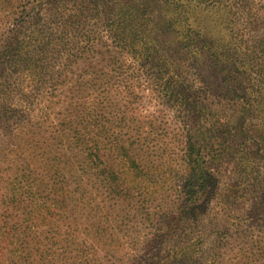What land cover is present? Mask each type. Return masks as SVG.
<instances>
[{
	"label": "trees",
	"instance_id": "16d2710c",
	"mask_svg": "<svg viewBox=\"0 0 264 264\" xmlns=\"http://www.w3.org/2000/svg\"><path fill=\"white\" fill-rule=\"evenodd\" d=\"M127 13L130 18L147 21L148 38L153 27L163 35L153 46L126 52L146 69L183 130L184 194L178 214L169 224L179 232L183 225L190 226L201 217L196 205L201 209L207 199L204 191L226 169L222 166H231L238 183L239 189L231 187L233 193L242 191L245 195L254 190L253 184L262 171L245 154L252 157L258 150L264 156V67L259 65L260 55L244 45L243 34L231 25L230 11L223 0H130ZM77 22L75 16L65 21L57 47L70 46V29ZM120 24L114 19L116 28ZM170 34L176 40L174 50L163 44ZM25 44L28 48L22 51ZM41 44L47 41L39 32L30 35V41L16 39L14 54L26 56L15 62L16 67L0 73L4 78L11 69L19 76L30 70L32 78H38V84L29 86L0 84V132L16 128L19 133L14 135H19L25 145L30 141L27 156L26 150L10 156L7 147L0 148V264H60L74 251L73 256L91 264L98 249L99 231L77 225V208L85 196L92 198V178L98 170L109 179L117 173L104 159L107 149L101 148L93 121L90 115H82L79 101L31 99L32 91L47 87L41 80L49 72V63L34 59L43 56ZM88 56L87 51L79 55L69 48L68 71L80 59L89 60ZM185 63L195 69L200 82L196 88L182 76ZM52 86L49 88L55 90ZM23 88L30 94L22 93ZM60 102V112L54 114ZM29 110L30 119L26 114ZM52 116H56V122ZM27 127L30 137L25 138ZM124 145L118 149L121 155L135 162ZM88 190L91 195L86 194ZM17 246L22 252L18 251L16 263L13 254ZM70 247L73 249L69 251ZM110 250L109 245L103 247L105 254ZM162 264L202 262L193 246L181 247L177 255Z\"/></svg>",
	"mask_w": 264,
	"mask_h": 264
},
{
	"label": "rangeland",
	"instance_id": "374dc122",
	"mask_svg": "<svg viewBox=\"0 0 264 264\" xmlns=\"http://www.w3.org/2000/svg\"><path fill=\"white\" fill-rule=\"evenodd\" d=\"M223 2L230 11L231 25L243 34L244 45L260 55L259 65L263 68L264 0ZM129 3L130 0H0V73L16 67L15 62L26 56L14 54L16 39L30 41V35L36 32L44 36L47 44L40 45L43 56L34 59L49 63V72L41 80L47 87L32 91L31 99L79 101L82 115H90L93 121L101 148L107 149L104 159L117 173L109 179L98 170L92 178V198L83 199L86 209L83 203L77 208V225L99 231L98 249L91 264H162L177 255L181 247L193 246L202 264H264V156L258 150L252 157L245 154L262 171L253 184L254 190L245 195L242 191L233 193L231 187L236 190L238 183L231 166L224 165L226 169L204 191L207 199L201 209L196 205L201 217L190 226L183 225L179 232L169 226L184 194L183 130L146 69L126 52L153 46L163 36L158 27H153L148 38L147 21L130 18ZM71 16L78 24L70 29V46L61 49L56 46L57 37ZM114 19L121 21L120 28L113 25ZM163 44L174 50L176 40L170 34L164 37ZM27 48L25 44L22 51ZM69 48L79 55L87 51L89 60L80 59L68 71ZM182 76L194 88L200 84L188 63ZM37 79L32 78L30 70L19 76L11 69L10 75L0 78V84L29 86L38 84ZM52 84L55 90L49 88ZM22 93L30 94L27 88ZM61 104L56 105L54 114L60 112ZM26 114L30 119V110ZM32 116L40 119L36 113ZM25 125L26 122L21 128ZM24 132L23 137H30V127ZM16 133V128L0 132V148L7 147L12 152L10 156L24 150V155H29L30 141L25 145ZM123 143L135 162L121 155L118 149ZM86 194L91 195V190ZM107 245L111 248L109 254L103 253ZM17 248L13 254L16 263L18 251L22 252L20 246ZM74 253L60 264H87Z\"/></svg>",
	"mask_w": 264,
	"mask_h": 264
}]
</instances>
